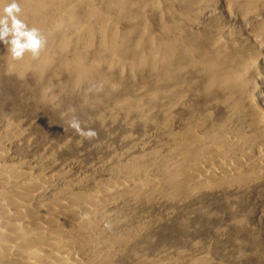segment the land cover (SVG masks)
I'll return each mask as SVG.
<instances>
[{
  "label": "rangeland",
  "instance_id": "1",
  "mask_svg": "<svg viewBox=\"0 0 264 264\" xmlns=\"http://www.w3.org/2000/svg\"><path fill=\"white\" fill-rule=\"evenodd\" d=\"M144 1L149 0L137 3ZM173 1L176 2L158 0L153 10L143 8L142 3L124 7L117 11L121 15L117 13V18L112 13L105 26L107 34L118 35L117 49L113 53L105 51L104 45L97 44L95 39L88 50L94 68L77 81L63 66L46 71L43 76L44 82L48 78L47 84L41 83L32 69L23 74L9 69L10 36L0 38L2 159L34 177L41 173L48 181L46 195L59 188L78 190L115 181L121 171L140 166L145 169L138 170L141 178L146 175L158 182L157 191L148 196L145 193L134 200L124 196L105 207V215L96 226L99 229L87 231V237L104 235L107 245L113 235L121 234L125 228L137 226L142 230L133 234L129 244L108 251L99 245L96 249L101 253L97 256L89 253L90 248L84 253L87 249L82 245L76 250V257H81L84 264L108 260L110 264H264V177L233 186H205L184 196L168 188L157 167L164 156L171 161L170 166L177 162L171 156L174 142L167 132L170 127L174 132L182 127L183 117L191 115L190 108L200 113L194 112L195 115L204 114L209 124L229 132L257 127L264 131V35H257L264 21V9L243 13L237 8L239 3L233 6L235 3L232 5L229 0H198L201 4L188 10L180 2L185 4L183 10L179 0ZM183 12L187 20H179ZM81 23L88 24L87 20ZM144 27L146 34L153 35L154 44L142 35ZM164 29H168L167 35ZM195 35L203 41V52L216 54L223 66L228 64L225 67L234 70L231 72L241 70L252 99L250 106L246 103L240 111L230 109L238 100V87L211 86L205 93L208 69L199 63L197 67L189 64L192 57L199 61L203 59L201 55L206 56L203 48L200 52L197 45H191L190 57H184V50L180 49L182 42L186 46L194 43ZM163 36L179 42L173 58L180 60L176 63L175 59L171 65L174 72L178 63L183 64L178 77L184 82L179 89L176 79L167 81L168 84L159 79L163 65L150 59L160 52ZM108 59L114 63L110 68L105 63ZM49 71L54 75L50 76ZM174 86L176 92H170L173 96L167 94ZM128 101L134 103L127 105ZM135 103L139 108H135ZM168 108L169 112L165 110ZM251 108H256V119ZM8 129L12 137L6 135Z\"/></svg>",
  "mask_w": 264,
  "mask_h": 264
},
{
  "label": "bare ground",
  "instance_id": "2",
  "mask_svg": "<svg viewBox=\"0 0 264 264\" xmlns=\"http://www.w3.org/2000/svg\"><path fill=\"white\" fill-rule=\"evenodd\" d=\"M229 1L231 4L232 2L235 3V5L232 4L233 6L239 3L237 8L243 13H256V11L264 9V0ZM129 2L126 3L123 0H2V3H0V18L3 19V26L11 29V19L14 18L20 22L22 26L20 28L21 31H33L34 36L39 41L38 48L34 54L30 50H25L17 58L11 56V45L9 44L8 53L9 60H11L7 67L19 74L32 69L36 72L37 78L44 84H47L49 81H47V78L44 82L43 75L50 67L56 65L63 66L71 72L74 81L88 76L94 68L93 64H95V62L88 59V50L92 49L95 39L97 44L104 45L105 51L110 50L113 53L117 49L116 37L118 35L115 33L107 34L106 29L108 30V26H105V21L114 12L117 18L118 14L120 15L117 11L120 12L124 7L132 8L135 4L142 3H137V0ZM180 2H184L186 5ZM9 3H15L17 6V10L11 13V17L3 13L2 10L3 6ZM179 3L181 6L185 5L186 10L201 4L198 0H179ZM141 6L153 10L158 6V0L144 1ZM179 16V20L186 19L185 12L179 14ZM86 20L88 24L83 26L81 22ZM146 31L147 29L144 27L142 35L146 36V39L154 44L152 40L153 35L150 36L148 32L146 34ZM165 32L167 35L168 29L163 31V33ZM92 33H95L96 37H93L94 34ZM8 35L11 39V31H9ZM257 35H264V21L260 24ZM193 38H195L193 40L194 43L190 40L192 44L186 46L182 42L180 49L183 48L184 57H188L187 55L190 57V53L192 52L191 45L193 47L197 45L195 48L200 49V52L203 48L202 53L206 54V56L199 53L203 56V59L202 57L199 58V62L195 60V57V59L192 57V61L189 64L191 67H197L199 63L208 69V78L206 84H204L205 93L207 90L209 92L210 88H212L211 86L238 87L240 89L238 100L230 109L232 111H240L246 103L247 106H250L252 99L247 93L246 80L244 79V75L240 74L241 70H239L240 72L237 70L236 73L231 72L234 70L229 66L225 67L228 65L226 64L227 62L223 66L216 54L210 55L209 53L207 54L208 51L203 52V41L200 36L196 37L195 35ZM164 39L159 44L158 51L160 52L152 54L150 59L152 62L157 60V62L163 65V72L160 73L159 79L163 82H170L176 79L178 81L176 85L179 84L178 88H176L179 89V86L184 82V80L182 82V79L178 77L180 76L179 74L182 70L180 68L183 67V64L178 63L174 72L171 68L173 61L176 59L173 58V53L178 49L179 42L178 39H169L167 37H164ZM215 40L212 42L216 44L218 41ZM219 49L221 50V48ZM158 56L160 57L159 59ZM177 60L180 59H176V63L178 62ZM230 60L228 61L230 62ZM106 62L109 68L114 64L111 59L106 60ZM242 62L245 61L243 60ZM242 65L238 67L243 69L242 67L245 65ZM49 73L50 76L54 75L53 71H49ZM160 80H158V83ZM173 88L171 89L172 91L166 93L173 96L172 93L176 90L175 86ZM186 88L188 87L186 86ZM157 90L159 91V89ZM155 93L153 92V94ZM152 96L151 99H153ZM156 96L155 98H157ZM173 99L175 100V98ZM167 100L170 101L169 99ZM38 101L37 105L39 104L40 106L42 102L39 99ZM171 102L173 101H170V104ZM133 103L132 101H128L127 105H132ZM137 104L139 103L137 102ZM137 104L135 103V108H139ZM169 109L165 110L169 112ZM189 111L191 115H187L188 117L186 116V118L183 117L185 120L181 121H184L181 124L182 127L176 132L171 131V127L168 128V125L165 123L166 121H162L163 125H167V128L170 130L167 134H171V140L174 142L172 144L173 148L170 146L173 149L171 156L176 158L177 162H172L174 165L172 166L171 163L170 166L171 161L169 160L170 162H168L165 156L161 159L160 156L158 161L160 159L161 161L158 162L159 166H157L156 162V166L160 171L159 173L164 176V183L172 192L176 195L192 194L197 189L205 186H211V188L218 185L233 186V184H242L256 179L260 180L261 177H264V131L260 127L256 129L252 128L251 130L229 132L217 126V124H209L204 114V116L195 115L197 112L195 109L190 108ZM251 111L254 112L253 117L256 119L258 117L256 108H251ZM166 113H164V116L169 114ZM5 132L8 136L12 135V131L10 132L9 129ZM3 139L4 136L0 139V264H84L80 256V258L76 257L78 255L76 250L81 248L82 245L87 249L84 253L87 254L88 248H90L92 253L90 249V252H88L91 255L96 254L95 256H97V253L100 251L97 252L96 248L99 245L107 247L106 250L108 251L117 245L129 244L130 239L134 237L133 234L135 232L138 234L142 230V228L137 226L125 228V230L123 228L125 232L118 230L121 234L117 236L112 234L113 237L107 245H105L106 240L103 237L104 235L99 236V238L86 236L87 231L97 228L96 226L99 224L100 219H102L100 217L105 215V207L111 202L115 203L119 198L124 196H131L134 200V197L140 196L141 198L145 193L148 196L151 191L154 190L153 192H155L158 182L151 180L146 175L145 178L139 176L138 170L143 167L140 166L130 168L124 172L121 171L118 178L117 176L115 177V181L102 182L103 184L96 183L90 187L78 190H73L70 187L72 190L59 188L58 190H53L54 192L50 195L47 192L48 194L46 195L45 191H48L46 188L48 181L45 177L41 176V173V175L37 174L38 176L34 177L30 173L21 170L22 168L20 169L15 165L7 164L3 161L4 150L3 147L1 148L3 144L1 141ZM168 151L166 152L168 153ZM142 170L145 169L143 168ZM149 190L150 192L147 193ZM114 203L112 204L114 205ZM111 236H108V239ZM96 240L98 241L96 242ZM127 241L128 243H126ZM74 250L75 252H73ZM100 253L98 254L99 258H101L99 256ZM112 253L110 252V255ZM115 255L116 253H114ZM102 263L110 264V260Z\"/></svg>",
  "mask_w": 264,
  "mask_h": 264
},
{
  "label": "clouds",
  "instance_id": "3",
  "mask_svg": "<svg viewBox=\"0 0 264 264\" xmlns=\"http://www.w3.org/2000/svg\"><path fill=\"white\" fill-rule=\"evenodd\" d=\"M0 3H2V0H0ZM2 10L3 13L11 17V13L17 10V6L15 3H9L4 5ZM21 27L20 22L12 18L11 29H9L3 26V19L0 18V38L7 36L9 31L12 33V38L9 40V43L11 45L10 52L13 58L20 57L25 50H30L34 54L39 45V41L34 36V32L21 31ZM0 42H2V40H0Z\"/></svg>",
  "mask_w": 264,
  "mask_h": 264
}]
</instances>
